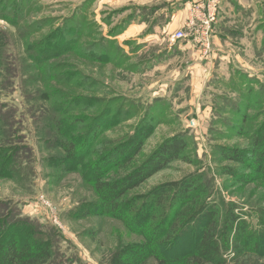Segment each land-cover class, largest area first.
<instances>
[{
	"label": "rangeland",
	"instance_id": "obj_1",
	"mask_svg": "<svg viewBox=\"0 0 264 264\" xmlns=\"http://www.w3.org/2000/svg\"><path fill=\"white\" fill-rule=\"evenodd\" d=\"M144 1L0 0V201L53 226L56 217L64 247L84 264H110L120 247L142 241L117 218L83 216L97 201L90 164L141 129L149 137L129 169L174 134L185 133L188 147L133 190L140 204L156 186L196 175L221 211L264 227V178L241 182L225 168L255 172L221 157L224 146L248 149L264 126V0H220L217 43L199 44L210 49L209 85L195 97L189 55L172 78L168 38L147 49L137 41L145 23H164L167 6L198 0ZM73 138L84 157L66 166L62 142ZM195 224L181 240L189 250Z\"/></svg>",
	"mask_w": 264,
	"mask_h": 264
},
{
	"label": "trees",
	"instance_id": "obj_2",
	"mask_svg": "<svg viewBox=\"0 0 264 264\" xmlns=\"http://www.w3.org/2000/svg\"><path fill=\"white\" fill-rule=\"evenodd\" d=\"M148 137L149 133L141 129L90 164L97 201L89 204L83 216L107 214L142 237L140 242L120 247L110 264H264V227L250 225L243 213L236 214L234 209L221 211L201 177L191 175L160 184L142 197V204L140 197L131 195L155 173L186 156L188 141L180 132L165 138L140 164L129 169ZM77 142L74 138L62 142L67 150L66 166H79L83 160ZM247 148H221L224 161L255 172L252 177L239 174L234 167L225 168V173L241 182L264 178V126L252 135ZM3 158L6 156L0 149V173ZM112 164L125 170L108 176ZM260 222L264 223V216ZM192 224L196 225L195 245L189 250L181 240ZM64 238L55 224L24 216L17 206L0 201V264H84L70 256Z\"/></svg>",
	"mask_w": 264,
	"mask_h": 264
},
{
	"label": "crops",
	"instance_id": "obj_3",
	"mask_svg": "<svg viewBox=\"0 0 264 264\" xmlns=\"http://www.w3.org/2000/svg\"><path fill=\"white\" fill-rule=\"evenodd\" d=\"M150 1L151 0L144 1V3L150 2ZM187 5L188 6L186 7L187 8L186 10H184L183 7L176 8L174 6H169L171 11H169L168 6L167 8L163 9L162 11L165 14L164 23L160 22L153 29H149V25L145 23L140 33V37H142V39L138 38L137 43L144 44V47L147 49L148 45H151L154 42L157 43L158 41L162 42V40L164 41L167 37L170 42L169 52H171L172 50L173 52H175L173 54L175 55V60H176L175 66H173V68L170 69V72H169L172 78L179 77L182 74V72L185 71L183 69V66L178 65V64L179 63L182 64L184 60L182 62L180 60L184 59L186 56L189 55L190 60L186 62H191L192 64H190V66L186 68H187V73L189 74V77H190L191 92H192L191 94L194 95L193 97H195L198 95L202 87H204L203 88V91H204L206 88V85L207 86L209 85L207 81L210 78L209 65L211 67V64H210V61L205 62L204 59L211 57L209 54L210 49L208 50V53L207 51L204 52V48H202L203 46L199 45V43H197V41L194 39H180L175 42L170 41L169 39V35L173 31H176V30H179L185 27L188 14H189L188 9L190 8V4H187ZM164 10H167L166 11L167 13ZM212 39H213V45L215 46V43H217V36L214 35V33L212 35ZM169 63L172 64L171 61L168 62V64ZM174 80H177V79H174Z\"/></svg>",
	"mask_w": 264,
	"mask_h": 264
},
{
	"label": "built area",
	"instance_id": "obj_4",
	"mask_svg": "<svg viewBox=\"0 0 264 264\" xmlns=\"http://www.w3.org/2000/svg\"><path fill=\"white\" fill-rule=\"evenodd\" d=\"M220 0H198L190 5L187 22L184 28L173 31L171 41L194 39L208 49L214 26L218 22ZM192 125L196 122L192 120ZM55 225L63 229L61 222L54 218Z\"/></svg>",
	"mask_w": 264,
	"mask_h": 264
}]
</instances>
